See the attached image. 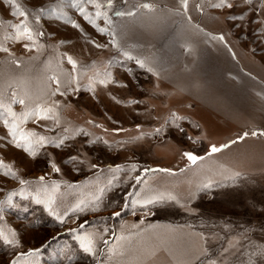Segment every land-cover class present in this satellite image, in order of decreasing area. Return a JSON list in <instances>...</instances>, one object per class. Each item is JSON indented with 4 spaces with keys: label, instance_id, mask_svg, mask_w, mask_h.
Here are the masks:
<instances>
[{
    "label": "rangeland",
    "instance_id": "1",
    "mask_svg": "<svg viewBox=\"0 0 264 264\" xmlns=\"http://www.w3.org/2000/svg\"><path fill=\"white\" fill-rule=\"evenodd\" d=\"M82 2L0 0V264H264V0Z\"/></svg>",
    "mask_w": 264,
    "mask_h": 264
},
{
    "label": "snow or ice",
    "instance_id": "2",
    "mask_svg": "<svg viewBox=\"0 0 264 264\" xmlns=\"http://www.w3.org/2000/svg\"><path fill=\"white\" fill-rule=\"evenodd\" d=\"M7 2L9 4H16V0H7ZM73 2L75 3L76 0H73ZM242 2L244 3H250L251 0H242ZM187 3L188 0H182V4L185 8H187ZM83 4H90V5H94V7L97 9V11L95 12V18L99 19L101 17H103L108 23H111V18L107 15L106 12L101 11V9L103 8H110L112 5V0H107V4H102L100 2V0H83V2L81 4H79V9L81 11V13L84 15L85 19H87L89 21V23H92L95 25V19L92 17V15L88 14L87 12H85ZM214 8H224V7H228V8H232L233 5L232 3L229 2V0H220L219 3L217 4H213L212 5ZM140 8H144L147 10H152V5L150 3H143L141 5H139ZM138 9L135 10H130V11H117L115 13L116 16L119 17H124V16H135L136 15V11ZM41 12L44 11L43 8L40 9ZM14 15H19V16H26L27 13L22 11L20 9V7L17 5L16 6V12L13 13ZM243 18V17H241ZM13 27L16 29L17 33H19L20 36L22 37H26L28 40H32L33 39V35H32V30L28 27V25L26 23H22L20 25H13ZM74 27H79V25H74ZM100 32H106L107 29L105 28H99ZM40 35H43V33H40ZM220 40H223V36L219 37ZM114 46H118V42H114ZM27 47V45H26ZM99 47V45H98ZM3 51H7V49H0ZM124 56H126L129 60L134 59L132 56H130L127 52L123 53ZM69 62L73 64V66H75V62L71 60V57L68 58ZM136 63L139 64L140 67H144V62L140 61V60H136ZM149 71H151V69H148ZM101 83H104V81H101ZM18 103L23 104L24 101L20 100L18 101ZM51 109H44V108H38L37 110H34L31 113H25V118H27L28 116H35L38 115L41 119H48L50 118L47 113L50 112ZM12 116L15 118V113H12ZM5 123L7 124L8 122L5 121ZM10 128V135L12 137L13 142H15L16 147L18 148H24L26 151H30L32 155H35V151L32 149V140L31 137H37L36 133H25L21 130H19V126L18 124H16L15 122H13L11 125H9ZM160 130L157 129V132H159ZM245 136H247V133L244 134ZM253 135H256V133H253ZM242 139V137H241ZM46 142V138L43 136H38L35 140L36 144L39 145H43ZM235 143V141H233ZM59 146V145H57ZM223 147H227V145L223 146ZM222 148H218L216 146H212L211 147V152L212 153H216L221 151ZM184 156L187 158L188 161H190L193 165H195L197 163V161L199 159H201V157H198L197 155H195L192 152H185ZM0 167H5L4 165L0 164ZM134 167V166H133ZM53 168L55 169L56 172H59L60 169L58 167H56L55 165H53ZM155 171V170H154ZM159 171H168L167 169H159ZM14 175V173H13ZM43 177H40V180L43 181ZM137 182H139V178H137ZM58 185L53 189V195L49 197V199L47 201H42L40 199H37V203H46L47 206L49 207V210L51 211V205L55 202V196H54V192L56 189H58ZM102 191V190H101ZM11 199V197L9 198V200ZM98 199V197H97ZM164 199L163 197H150L147 198L143 201V204L145 206L149 205V204H155L157 203L159 200ZM141 201H136V203H140ZM77 209H79L80 211H83L84 209L81 208L79 205H77ZM75 210V209H74ZM55 214V213H53ZM117 215H119V213H117ZM57 219H61V217L57 216ZM83 227V225H82ZM14 237V234H13ZM0 239H3L4 243L8 244V245H18L19 241L15 240L14 238L10 239L8 236L4 235V233L2 231H0ZM77 239L80 241V245L82 247V249L89 253V254H95L94 253V240L93 238H91L88 235H83V236H77ZM105 243H107V241H105ZM38 250H33L32 252H29L27 254H21V255H36ZM10 264H20L19 260H13L10 262Z\"/></svg>",
    "mask_w": 264,
    "mask_h": 264
}]
</instances>
